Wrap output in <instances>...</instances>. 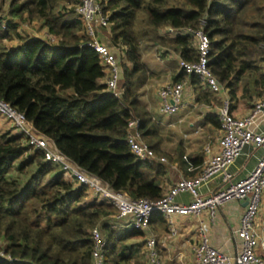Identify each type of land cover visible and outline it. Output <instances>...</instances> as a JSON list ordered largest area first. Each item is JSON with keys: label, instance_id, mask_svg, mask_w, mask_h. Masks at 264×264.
Wrapping results in <instances>:
<instances>
[{"label": "trees", "instance_id": "obj_1", "mask_svg": "<svg viewBox=\"0 0 264 264\" xmlns=\"http://www.w3.org/2000/svg\"><path fill=\"white\" fill-rule=\"evenodd\" d=\"M77 2L10 0L0 14V97L115 189L134 198L159 199L165 192V166L138 158L128 140L131 118L140 119L148 141L154 127L141 99L148 77L144 46L166 45L182 58L196 60L191 33L167 37L161 29L204 26L211 37L210 67L219 81L233 99L240 88L253 99L264 92V0H101L110 13L112 42L125 54L119 58L120 96L108 89L105 66L85 43ZM33 19H40L57 41L23 36L20 24ZM15 36L21 42L8 44ZM191 75L193 82H200L197 74ZM216 117L212 116L215 122ZM18 161L20 173L37 165L26 180L12 175ZM89 196L86 184L46 160L42 150L27 144L24 134L3 132L0 264H93L92 230L97 225L107 240L106 264L139 263L145 252L135 240L145 231L114 226L116 205L105 197ZM157 219L166 221L160 210L154 211L152 223Z\"/></svg>", "mask_w": 264, "mask_h": 264}, {"label": "built area", "instance_id": "obj_2", "mask_svg": "<svg viewBox=\"0 0 264 264\" xmlns=\"http://www.w3.org/2000/svg\"><path fill=\"white\" fill-rule=\"evenodd\" d=\"M76 13L83 20L82 32L87 37L86 44L92 46L99 54L107 71L104 78L110 91L120 96L122 65L112 48L102 41L99 28H112L110 13L104 10L101 0H78ZM186 31L197 38L198 58L188 60L182 58L180 66L188 74H197L215 92H221L224 85L219 81L210 67L211 37L204 26ZM53 43L55 35L49 37ZM264 71V66H263ZM185 81H171L159 89L161 111L166 115L178 113L184 105ZM0 114L10 118L15 129L24 134L27 144L34 149L42 150L46 160L61 166L70 172L80 184H86L97 196L107 198L116 205L118 211L113 215L120 223L115 226L123 228H140L148 232L145 242L147 264H163L158 248V238L152 232V216L160 210L170 223L173 234L178 232L174 217L176 215H199L209 211L215 215L218 208L232 200H248L237 229L241 240V251L236 256L226 254L212 243L205 226H201V237L193 245L196 264H264V258L258 255L257 243L259 231L257 219L264 198V97L257 100L252 109L245 115L238 116L232 110V100L227 98L218 110L220 121L221 146L214 151L213 145L205 147V161L200 172L192 177H183L173 184L159 199L149 197H132L128 192L115 189L108 181L96 173L81 166L66 155L56 142L39 131L26 114L18 110L11 102L0 97ZM140 119L133 117L128 125V140L132 151L138 158L154 160L155 149L144 138ZM252 144L261 149L257 164L245 177L235 179L230 167L243 154L246 146ZM162 161H167L166 157ZM216 177H221L225 186L208 195L203 194V186ZM190 193L189 202L179 201L182 193ZM120 224V225H119ZM93 264H106L107 240L100 225L92 230Z\"/></svg>", "mask_w": 264, "mask_h": 264}, {"label": "crops", "instance_id": "obj_3", "mask_svg": "<svg viewBox=\"0 0 264 264\" xmlns=\"http://www.w3.org/2000/svg\"><path fill=\"white\" fill-rule=\"evenodd\" d=\"M9 3L10 0L0 1V14L8 9ZM18 30L23 36L29 37L48 38L53 35L40 19L26 20L20 24ZM182 33H187V31L171 26H165L161 29V34L167 37ZM99 36L120 59L124 58L125 54L122 47L116 46L112 42V28L100 26ZM193 38L197 48V38L194 36ZM20 42L21 39L15 36L8 41V44L13 46ZM149 49H155L158 59L151 60L150 65H147L144 54L143 60L148 77L147 82L141 88V99L152 115L154 127L149 136V141L157 154V158L154 160L162 163L166 168L167 173L164 178L166 192L183 177H192L200 172L205 161V147L208 143L213 145L214 151L220 148V121L219 117H216L217 122H215L212 116H218V110L224 100L230 98L233 104V112L242 116L252 109L257 100L264 97V92L250 99L245 96L243 88H240L237 91V97L233 99L230 89L225 86L221 92H215L202 78H200L199 83L193 82L192 75L183 73L184 71L180 66L182 56L179 52L161 44L154 48L148 47ZM179 80L186 83L184 105L178 113L166 115L161 111L159 89L165 83ZM103 81L105 82V79ZM7 127V123L0 121V130H7ZM14 131L17 133L16 129ZM149 141L148 143H150ZM261 151L252 144L246 146L243 154L230 167L235 179L247 175L257 164ZM163 157H166L167 161H162ZM224 186L222 178L216 177L209 184L203 186L202 192L208 195ZM95 196L90 190L89 197L93 199ZM191 198V194L186 192L180 194L177 199L182 202H189ZM246 205L245 200L235 199L220 206L215 215H211L207 210L199 215H176L174 217L178 230L176 234L172 233L167 219L166 221L155 220L151 229L158 238V248L163 264H196L193 245L200 240L201 226H205L208 230L213 244L226 254L236 257L242 246L237 229ZM111 222L114 226L120 223L114 216H112ZM119 228L124 229L123 227ZM257 228L259 231L257 252L264 258V198L257 219ZM145 233L143 238L135 240L136 243H141L144 252H146L145 242L148 232L145 231Z\"/></svg>", "mask_w": 264, "mask_h": 264}, {"label": "rangeland", "instance_id": "obj_4", "mask_svg": "<svg viewBox=\"0 0 264 264\" xmlns=\"http://www.w3.org/2000/svg\"><path fill=\"white\" fill-rule=\"evenodd\" d=\"M1 1V0H0ZM7 0H4V2H6ZM24 22H26V21H23V23ZM148 47H151V46H148L147 44L144 46V54H145V56H146V59H145V62H146V64L147 65H150V61L151 60H153V61H155V59L157 58L158 59V55H157V52L155 51V49L154 50H151V49H149L148 50ZM154 48V47H153ZM161 54V53H160ZM159 56H161V55H159ZM118 57V56H117ZM119 58V57H118ZM0 121L2 122V123H7V130H0V131H2V132H0V134H2L3 132H6V131H11L13 134H18L19 132L17 131V133H16V131H14V129H15V126H14V124H13V122H12V120L10 119V118H6V117H4V115L2 116V115H0ZM11 126V127H10ZM9 128V129H8ZM15 132V133H14ZM22 163V161H18V165H16V167L14 168V170L12 171V175L13 176H22V178L23 179H27L33 172H34V170L36 169V164H34L33 166H29V167H26V170H25V172H23V173H20L19 171H18V167H19V165ZM4 211L5 212H7V207H5L4 208ZM141 252L143 253V250H141ZM138 261H135L133 264H147V253L145 252V253H143V256H142V258H141V263L139 262V263H137Z\"/></svg>", "mask_w": 264, "mask_h": 264}, {"label": "water", "instance_id": "obj_5", "mask_svg": "<svg viewBox=\"0 0 264 264\" xmlns=\"http://www.w3.org/2000/svg\"><path fill=\"white\" fill-rule=\"evenodd\" d=\"M245 202H246V204L248 203V200L247 199H245Z\"/></svg>", "mask_w": 264, "mask_h": 264}]
</instances>
